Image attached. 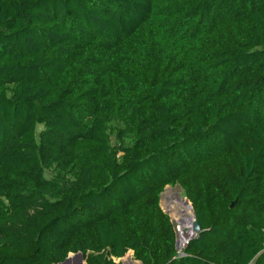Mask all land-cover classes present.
I'll use <instances>...</instances> for the list:
<instances>
[{
	"label": "trees",
	"instance_id": "16d2710c",
	"mask_svg": "<svg viewBox=\"0 0 264 264\" xmlns=\"http://www.w3.org/2000/svg\"><path fill=\"white\" fill-rule=\"evenodd\" d=\"M129 251L264 264V0H0V264Z\"/></svg>",
	"mask_w": 264,
	"mask_h": 264
},
{
	"label": "rangeland",
	"instance_id": "374dc122",
	"mask_svg": "<svg viewBox=\"0 0 264 264\" xmlns=\"http://www.w3.org/2000/svg\"><path fill=\"white\" fill-rule=\"evenodd\" d=\"M184 199L185 197L183 195L182 189L178 185L166 186L161 194V201H160L161 207L170 216L171 221L175 228L177 239H178V229H179L178 214L181 213L184 214V216L185 215L189 216V214H187L185 211L183 212V206H181L183 204L182 202L180 203V200L181 201L183 200V203L186 204ZM191 229H192V224H191ZM186 230L188 229L186 228ZM118 260L121 262V264H141V262L133 258L131 251L127 252L122 258L115 259V261ZM83 264H85V261H83Z\"/></svg>",
	"mask_w": 264,
	"mask_h": 264
},
{
	"label": "bare ground",
	"instance_id": "6f19581e",
	"mask_svg": "<svg viewBox=\"0 0 264 264\" xmlns=\"http://www.w3.org/2000/svg\"><path fill=\"white\" fill-rule=\"evenodd\" d=\"M181 202L183 204L181 205L183 206V212L185 211L187 214H189V216H186V215L184 216V214H181V213L178 214V221H179L178 241L180 243L185 241L188 237L193 236L194 234L191 229V224H193V221H194V216L192 214L193 212H191V207L187 206L186 204L183 203V201L180 200V203ZM186 228L188 230H186Z\"/></svg>",
	"mask_w": 264,
	"mask_h": 264
},
{
	"label": "water",
	"instance_id": "95a60500",
	"mask_svg": "<svg viewBox=\"0 0 264 264\" xmlns=\"http://www.w3.org/2000/svg\"><path fill=\"white\" fill-rule=\"evenodd\" d=\"M193 215H194V213H193ZM199 231H200L199 224L195 220V217H194V221L192 224V232L194 233L193 236H195L197 233H199ZM177 247H178V241H176V243H175V248H177ZM57 264H83V256L80 252L69 253L68 256L62 262H59Z\"/></svg>",
	"mask_w": 264,
	"mask_h": 264
},
{
	"label": "built area",
	"instance_id": "2783aa9c",
	"mask_svg": "<svg viewBox=\"0 0 264 264\" xmlns=\"http://www.w3.org/2000/svg\"><path fill=\"white\" fill-rule=\"evenodd\" d=\"M175 229V228H174ZM191 237H188L185 241L183 242H179L178 239H177V236H176V241H178V247L176 248V255L179 257L183 254V249L185 247V245L187 244L188 240L190 239Z\"/></svg>",
	"mask_w": 264,
	"mask_h": 264
}]
</instances>
